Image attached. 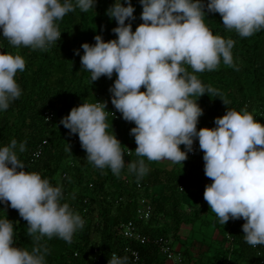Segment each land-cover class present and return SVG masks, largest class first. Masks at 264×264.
<instances>
[{"label": "clouds", "instance_id": "clouds-1", "mask_svg": "<svg viewBox=\"0 0 264 264\" xmlns=\"http://www.w3.org/2000/svg\"><path fill=\"white\" fill-rule=\"evenodd\" d=\"M96 3L97 0H0V30L17 48L47 50L61 38L57 21L76 8L87 12ZM140 3L143 22L133 31L134 5L131 0H115L107 14L117 21L112 29L117 37L105 40L97 34L94 44H82L81 56L91 81L102 75H117L110 87L111 101L125 120L135 122L130 133L140 157L127 164L128 171L137 179L143 178L150 170L145 157L149 161L183 163L198 138L205 174L212 181L205 186L204 199L222 224L229 219L245 220L242 228L246 243L253 247L264 245V124L247 107H228L223 116L215 118L214 127L198 129L203 114L197 103L200 96H219L226 105L229 101L196 74L217 69L221 61L235 67V41L213 34L205 23V7L209 12H219L228 30L250 37L264 29V0ZM25 67V58L18 52L0 51V111L7 110L22 95L16 76ZM142 86L145 90H141ZM106 104L107 101L85 100L72 107L60 123L70 134L78 133L89 162L119 175L125 168V150L115 132L108 131ZM26 143L18 144L12 139L0 146V201L10 202L18 210L37 243L31 250L17 246L12 220L0 218V264H46L48 248L39 241L45 236H57L71 243L77 230L85 225L82 216L65 201L62 185L54 186L39 172L26 169L19 158V153L26 151ZM107 264H128V257L112 253Z\"/></svg>", "mask_w": 264, "mask_h": 264}, {"label": "trees", "instance_id": "trees-1", "mask_svg": "<svg viewBox=\"0 0 264 264\" xmlns=\"http://www.w3.org/2000/svg\"><path fill=\"white\" fill-rule=\"evenodd\" d=\"M114 2L97 0L95 7L87 12L76 8L67 13L62 20L57 21L61 38L47 50L20 46L23 54L30 58L25 70L16 76L22 95L7 110L0 111V146L9 144L12 139H16L18 144L26 141V151L19 153L26 169L39 172L54 186L62 185L65 201L85 220L84 227L77 230L71 243L57 236H45L39 241L48 248L46 264H107L114 252L120 253L121 257L127 256L128 264H133L125 250L129 241L120 235L118 226L123 220L137 219L136 210L141 195L138 182L146 186L143 194L155 206L151 220H138L140 230L146 234L164 236L175 245L173 238L179 240L182 226L197 223L199 216L197 210L193 213L184 210L179 186L186 185L188 180H200L198 173L205 171L202 149L194 157H187L188 164L183 162L177 171L167 169L175 167V162L165 163L163 167L158 161H149L145 157L146 164L151 165L152 170L137 179L134 173L127 172V164L140 159L137 154L128 153L129 149L137 147L135 137L130 133L135 122L129 124L122 116H107L110 125L108 131L115 132L125 150V168L119 175L110 168L101 169L89 162L78 133L70 134V130L60 123L72 107L85 100L111 101L110 87L117 75L114 73L111 78L102 75L91 81V73L82 67L81 56L84 52L82 44H94L97 34H101L105 40L117 37L112 31L117 21L107 14V9ZM123 2L127 3V0ZM131 2L136 17L131 21L134 31L143 22V6L140 0ZM205 11V23L213 34L234 39L232 52L235 67L221 61L215 70L196 73L205 85L219 89L229 101L226 105L219 96L212 97L208 93L200 96L197 103L202 107L203 114L197 126L214 127L212 120L223 116L228 107L237 110L247 107L264 124V29L250 37H241L235 30H228L223 25L219 12H209L206 7ZM19 48L11 45L0 30V51L17 53ZM77 49L79 54L76 53ZM189 71L192 69L189 68ZM47 110L53 114L50 119L46 115ZM40 146H43L42 153L37 157L35 152ZM185 165L188 170L183 175L180 170ZM205 186L201 181L204 191ZM212 213L214 219L202 217V222L213 228L209 245L213 255L192 263L191 257L187 255L188 249L181 250L185 264H264V245L253 247L244 240L243 218L235 222L229 219L226 224H222L217 215ZM6 216L14 225L15 244L31 250L37 241L29 235L27 221L17 209L10 206V202L0 201V218ZM228 233L233 237L232 241ZM132 244L140 250L145 264H168L156 242Z\"/></svg>", "mask_w": 264, "mask_h": 264}, {"label": "built area", "instance_id": "built-area-1", "mask_svg": "<svg viewBox=\"0 0 264 264\" xmlns=\"http://www.w3.org/2000/svg\"><path fill=\"white\" fill-rule=\"evenodd\" d=\"M141 90H145L142 86ZM99 101H107L106 109L108 112V115L117 116V118H120L122 116V113L119 112L113 105L112 101H108L107 99H99ZM97 102V101H96ZM114 112H118L115 114ZM48 118L50 119L53 117V114L48 111L46 113ZM123 117V116H122ZM129 124L133 123L134 121H127ZM212 123L215 125V119L212 120ZM199 129V127L197 126ZM46 143V141H45ZM42 147L40 146L37 152H35V155L39 157L42 153ZM181 149H185V145H180ZM200 150L199 147V141L198 138L194 140L193 144V150L188 152V158L194 157L197 152ZM128 153L136 154L135 148L133 150L129 149ZM137 187L139 191L141 192V195L139 196V208L136 210V216L137 219H126L120 222L118 226V231L120 235H122L125 239L129 241V244L125 247L126 253L129 254L130 260L133 264H145V260L142 257V254L140 250L135 247L134 244H148L150 242H156L157 245L160 248V253L164 255V257L168 260L171 264H185V256L184 253L179 249L176 248L175 245H172V241L164 236H153L150 234H146L143 230V232L140 230L141 227L138 225V220H145L149 221L153 218L155 213V206L152 204V202L144 196L143 191L146 190V186L142 182L137 183ZM236 220H242V218L239 219H232L233 222ZM228 238L232 241L233 237L228 233ZM118 254L120 253L114 252ZM99 262V260H98ZM101 264V263H99Z\"/></svg>", "mask_w": 264, "mask_h": 264}, {"label": "rangeland", "instance_id": "rangeland-1", "mask_svg": "<svg viewBox=\"0 0 264 264\" xmlns=\"http://www.w3.org/2000/svg\"><path fill=\"white\" fill-rule=\"evenodd\" d=\"M22 47L17 49V52L22 55L25 58L26 63L29 62L30 58L23 54ZM130 145V144H129ZM139 159V158H138ZM204 161V160H203ZM173 161L170 160H161L157 163L163 167L166 166V164H169ZM189 159H186L184 161V164H188ZM166 163V164H165ZM177 165L174 167H168L167 169H174L179 170L183 163L182 162H175ZM205 164V161L203 162ZM183 167L180 172L185 175L188 168ZM149 168L152 167L151 165H147ZM152 170V168H150ZM130 173L129 171H127ZM149 173V172H148ZM147 173V174H148ZM146 174V175H147ZM145 175V176H146ZM198 177H200L199 181L196 180H188L186 185H180L179 190L182 193L183 201H184V210L188 213H193L195 210L199 214L197 217V223L187 225L184 224L181 228L180 234H179V240H176L173 238L175 242V247L187 250L188 257L195 256L197 260H201L203 257H207L208 255H213V251L209 250V245L212 242L211 239V233H212V226H209L208 224H204L202 222L203 218L208 219H214L212 210H208L210 208V205L206 203V200L204 199V190H202L201 187V181H203L206 185L208 183H211V178H209L205 171H201L198 173ZM159 198V197H158ZM209 236V238H208ZM201 257V259H199Z\"/></svg>", "mask_w": 264, "mask_h": 264}, {"label": "crops", "instance_id": "crops-1", "mask_svg": "<svg viewBox=\"0 0 264 264\" xmlns=\"http://www.w3.org/2000/svg\"><path fill=\"white\" fill-rule=\"evenodd\" d=\"M180 250H182V249H180ZM199 259H201V257H200ZM194 260L197 261V258H196L195 256H192V257H191V261H192V263H195V262H196V261H194ZM199 261H201V260H199ZM168 264H171V263L168 262ZM187 264H190V263L188 262Z\"/></svg>", "mask_w": 264, "mask_h": 264}]
</instances>
